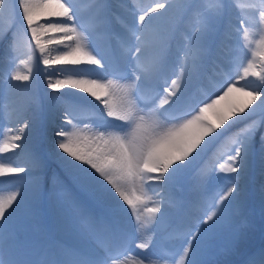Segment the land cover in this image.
<instances>
[{"label": "snow or ice", "instance_id": "6c2138e0", "mask_svg": "<svg viewBox=\"0 0 264 264\" xmlns=\"http://www.w3.org/2000/svg\"><path fill=\"white\" fill-rule=\"evenodd\" d=\"M13 3L20 12L22 25L31 33V41L35 42L33 51L38 49L40 56L43 57L45 68L52 69L57 65H67L81 76L77 79L53 80L52 75L49 74L47 87L54 90L49 94L50 101L54 107L62 109L65 117L63 125L58 126L60 130L53 137V155L62 163L75 169L77 180L85 190L92 191L98 199H102L101 188L110 186V190H114V194L118 197L116 207L123 208L126 205L129 215H135L136 226L139 229L142 215L140 209L144 207V200L136 193L143 192L149 181L160 185L167 183L175 173L205 151L209 142L221 136L222 131L227 132L233 125L241 124L238 130L230 133L234 138L231 140L232 146L229 149L232 153L228 156L229 163L227 167L220 165L219 169L220 172L235 173V176L231 178V186L211 205L214 209L211 214L200 221V224L205 225L202 233L198 231L194 235L191 229L188 230L186 235L191 236V239L187 240L188 247L184 249L183 256L177 264H185V258L194 251L199 252L202 248L210 249L208 241L211 234L218 230L220 224L234 210L239 211L247 219L248 210L254 207L258 198L261 213L264 216V182L256 191H253L248 179L250 169L257 161L260 174L264 176V87L252 90L247 87H236L247 76L249 68H244L243 75H240L233 83H229L226 89H222V95L204 103L195 114L171 127H164L161 118L164 120L170 118L167 115L166 106L171 105V98L176 95L175 91L165 89L167 95L160 104L152 108H148L145 104L144 109H137L129 97L142 90L140 76L135 77L133 83L124 88H117L112 81L103 84L98 80L83 78L87 71L84 66L93 65L97 69H102L106 58L99 53L97 55H100V58H97V55H93L81 42L82 37L77 32L71 0L68 3L64 0H0V40L4 38L3 19L6 15L11 21L8 30L15 28ZM103 6V3L99 5L101 11ZM165 8L166 3L157 2L151 11L157 12ZM221 11L222 8L217 6L215 14L219 15ZM148 14L146 12L139 16L141 25ZM197 15L200 17L202 27L190 38V42L192 40L202 42L211 27L212 14L208 9L199 11ZM260 16L264 17V11L260 12ZM42 17L50 20L56 18L57 22H49L42 26L38 23ZM239 23L243 26L246 21L241 18ZM50 31L59 36V39L55 41L56 45L67 47V50L61 51L55 58L46 55L47 45L52 44L53 41L42 40V35ZM131 31L135 35L136 31L142 32L143 28H134ZM15 36L16 33L13 31L12 38L15 39ZM135 39L138 43H143L141 36H135ZM261 44L264 45V41H261ZM140 51V47H137L136 52ZM137 60L139 61V57ZM137 70L142 73L144 79H147L150 74V69L139 63ZM252 75L264 82V74L253 72ZM29 79V75H21L19 72L12 74L7 81L9 92L19 87L12 84V81H29ZM4 83L0 81V86ZM172 84L175 85L176 81H172ZM60 89H75L76 93L69 95L68 102L64 103L60 101V96L63 95L59 93ZM233 90L242 92L248 97L247 101L243 104L235 103L227 111L215 110L213 112L215 119H212L207 114L208 111L215 109L218 101L228 96ZM115 92L121 94V103L112 105L105 97ZM82 93L93 97L95 101H100L104 105L107 117L122 122L119 124L109 122L107 125L114 127L117 130L115 133L106 135L101 131L95 135L86 136L79 131L64 130L72 126V121L76 119L74 108L76 101L73 97ZM151 103L155 104V100L153 99ZM4 107L3 102L0 101V114L3 113ZM257 109L260 110L259 118L253 119L249 113H256ZM141 112L143 114H140ZM28 127L29 125L25 123L17 130L20 135L12 139L22 141L25 138V129ZM18 148H21V144L5 142L3 147H0V158L4 153ZM28 150L31 161L29 168L0 164V177L18 176L21 173H31L33 170L42 171L48 163L47 155L38 146H32ZM18 195L19 193H13L6 198L0 197V264H109V261L112 264H120L119 249L126 241L119 226L108 219L111 209L105 212L103 217L96 216L79 197L66 203L76 217L75 226L85 237L93 241L94 247L91 251L81 249L66 252L67 258L54 256L40 258L39 249L21 245L14 239L6 238L2 221L17 201ZM146 211L156 213L160 209L153 207L147 208ZM196 227L199 229V225ZM243 240L242 231L234 233L233 244H239ZM138 247L146 249L149 245L142 243ZM187 264H201V262L193 257L187 260ZM206 264H213V262H206ZM243 264H264V246L250 252Z\"/></svg>", "mask_w": 264, "mask_h": 264}, {"label": "rangeland", "instance_id": "374dc122", "mask_svg": "<svg viewBox=\"0 0 264 264\" xmlns=\"http://www.w3.org/2000/svg\"><path fill=\"white\" fill-rule=\"evenodd\" d=\"M175 1L184 2L186 0H168V1H164L162 3H166V8L165 9H168V8H172L175 5ZM64 2L68 3V0H64ZM126 2L129 3L130 5H134L131 0H126ZM147 2H149V3H143V4H141V5H139L137 7V8H139V10L136 11L137 15H144L147 12L149 14L145 18L150 20L153 17L155 18L157 16L156 14L158 12H161V11L165 10V9H160L157 12H152L151 9L155 8L156 3H151L150 1H147ZM176 5H179V3H176ZM211 6L212 5H208L205 2H203L202 6H201V10L208 9L210 11ZM13 8H14V6H13ZM250 8H252V6H246L245 8L241 9V11H240V16L241 17L239 19L242 18L243 20L246 21V24L243 25V30H238V29H236V28H234L232 26H227V27H225V31L221 32V34H219L220 39L224 41L223 42V47L225 49V52H222L220 54V59H221L220 61H222V63H224L225 67L228 66V65H232L235 62H233V60L232 61L229 60V57L231 55L238 56L240 54L241 56H245L246 52H247V49H249L250 53H249V56H248V60L245 61V63H246L245 65L240 67L241 71L244 68H249V71L252 70L253 72H257L259 70V72L261 74H263V70L262 69H263V66H264V63H263L264 45L261 44V41H264V17L260 16V12L264 11V7H257L256 8L257 9V12H256L257 15H255V14L253 15L254 16L253 20L249 19V12L251 11V10H249ZM14 10H15V8H14ZM126 12L129 13V15L131 17V21H132L135 29H139L140 27L143 28L142 32L141 31H137V33H138L137 36H141L143 42L145 40H147L145 38L148 35V33H147V29L145 27H143L144 24L142 23V25H141V22L139 21V19H137V18H135L133 16V14H134L133 10H126V11L124 10L123 13L127 16ZM215 17L216 16L211 15V20L213 18L215 19ZM10 22H11L10 18L6 15L4 17V19H3V24H4V28H5V32L3 33V35L4 34L5 35H8V34L10 35V32H7ZM49 22H52L49 18L42 17L38 23L43 26V25H46ZM18 26L19 25L17 24V21H15V28L11 30L12 31L11 35H13V31L16 34L19 31L21 32L20 29H17ZM117 26H118V32L120 34H122L124 28L122 26H120V25H117ZM260 26H262V34H263V36L261 34V35H259V36H257L255 38L254 34H253V32H251V30L253 28L258 30ZM201 27H202V25L200 23V17H199V20L195 21L191 25L190 29L187 31V34L181 40V44L182 45H190V44L195 43L196 41H194V40H192L190 42V38L193 37V35L197 31H199L201 29ZM215 32H216V29L214 30L212 27H210V30L207 32V34L203 38V42L209 43L210 39L212 40L214 38L213 35L215 34ZM245 33H247V35H245ZM54 34H56V33L50 31V32L45 33V34L42 35V40L43 39H50V40L53 41L52 44L47 45V49H46V55L51 57V58H55L57 55L60 54L61 51H64V50L59 51V49H61V48H59L58 45L55 44V41L57 39H59V36L57 34L56 35H54ZM252 38H253V40H252ZM81 42L84 45L87 46L88 50L90 52H92L93 55H97V53H99L100 55H103L106 58L104 53H100L98 50H94L93 48L89 47L86 44V42L83 41V40H81ZM197 43H199V42H197ZM138 44L140 45L141 43H138ZM6 52H7V57H6L5 60H3V63H5L6 67H8L7 68L8 71H11V75L14 74V73H17V72H19V74H21V75H26L28 70H30L32 68H35L34 63L31 61V58H30V56L28 54H20V53H17L15 51H8V50H6ZM206 53H205V56H204L205 59L208 57V54H206ZM100 55H97V58H100ZM39 56H40V54H39ZM39 59H40V61H43V57L42 56H40ZM176 61H177V58H174L173 62H176ZM104 62H106V60ZM88 67H90L92 69L96 68V66H93V65H88ZM61 73H62V76H56V75L51 74L52 75V79L55 80L57 78H59V79L81 78V77L68 76V74H66L64 71H61ZM49 74H50V72L41 73L40 74V78L42 80L46 79V81H47ZM236 74L237 73H235V77L237 76ZM242 74H243V72H241L239 74V76L242 75ZM178 79H182L183 82L185 81L183 75H180L178 77ZM7 81H8V79H6L4 81L5 82L4 83L5 84L4 85L5 89L3 91V97H11V95L14 94V89H12L9 92V90L7 88ZM20 82L21 81H12V83H14V85H18ZM180 82L181 81L178 82V85L175 88V90L179 91V93L182 92L184 90V88L188 86V85H185L184 88L181 87V88L178 89L179 86H182V85H179V84H182ZM224 82L225 81L223 79H221V83H224ZM243 82L245 83L246 87L249 90H251L250 87L252 85H258L260 87H264V82L260 81L259 77H251L250 79L249 78L247 80L245 79ZM42 83H44V82L42 81ZM45 85H47V84H45ZM225 86H226V83H225ZM224 89H226V88L224 87ZM71 94H73V93H68V96L71 95ZM220 95H222L221 89H217V88L213 87L212 89H210L209 95L208 94L197 95V97L193 101V104L195 105V107H197L199 109V107L202 106L204 103H208V102H210V99H216V97L220 96ZM45 96H46L45 100L48 101L49 94L45 92ZM79 96H74L73 99L75 101H87V102L92 103L91 100L89 99V97L87 99L85 96H83V94H80ZM165 96H166V94L161 98V101L164 99ZM84 98H86V99H84ZM106 99L112 105L119 104V99L118 98L114 99L112 95L107 96ZM232 105L233 104L228 101L227 96H225L224 99H221V100L218 101L217 105L215 106V109H210L207 114L212 119H215V117L213 116V112L215 110L227 111L229 109V107L232 106ZM58 108L59 107H54L52 101H49L48 102V111L45 112L44 116L42 115V117H41L42 119H40V122H42V123H41V131H39V134H41L43 143H44V145H45V147L47 149L49 147H48V144L44 141V138L42 136V128L44 127L45 123L49 121L50 113L53 112V114H54L56 112V109H57V112H59ZM137 109H140V108H137ZM104 111H106V110H104ZM259 111L260 110L257 109L256 113L259 112ZM256 113H251L250 112L249 115H251V117L253 119H258L260 113H257V114ZM185 115H187V114H182L180 116H177V118L175 120H168V121L167 120H162L163 126L164 127H171V126H173V125H175L177 123L182 122L183 119L189 118L188 116L186 117ZM89 120H91L96 125L98 124L97 123V119L95 117H91L90 118L89 116L85 115L84 117L79 119V123H80L79 126H78V128L80 129V130H78L79 132H81L83 134L84 133L88 134ZM241 126H242L241 124L233 125V127L228 129L227 132L229 134L233 133L236 130H238V128L241 127ZM21 127H23V123L20 124L19 128H21ZM104 130H105V134L106 135H108L109 133H115L116 132L114 129H110V128L109 129H104ZM58 131H59V129L54 131V132L56 133ZM66 131H70L71 132V131H74V130L72 129V127H67ZM25 134H26V132L24 133V135ZM88 136H90V135L88 134ZM213 141H214V139L211 142H209L207 147ZM18 143H20V142H18ZM52 145H53V138H52V141H51V144H50V152H51L50 155H51V157L56 161V163L59 166L67 167V170L70 173H75L74 177L77 180L75 169L71 168L70 166H68L65 163H61V161L58 160L53 155V147H52ZM231 146L232 145H231V141H230L229 142V147L231 148ZM207 147H206V149H207ZM228 150L229 149H226L224 151V153H223L225 158L227 157V160H228V156H226V155H229L228 154ZM201 155H202V153L199 156H197L194 160H192V162L190 164H187L186 167L187 168L188 167L191 168V166L195 164L196 159H199V157ZM222 158H223V156L220 157V159H222ZM219 169H220L219 167H205L203 169V171L201 172V173H205V176L202 179H200V182H199L200 186L202 187V184L204 185V183H206V182L208 184H212L213 185L214 183H216L218 181H223L224 180L223 178H220L219 176L217 177V173H218ZM52 172L55 173L54 170H52ZM227 176L233 177V176H235V173H229V174H227ZM42 182H43V185H45V179L44 178L42 179ZM230 186L231 185H229V187ZM30 187H31V190H29ZM36 189H37V187H36V185H35V183L33 181H26V182H23V183H20V184L16 185L14 188H12L11 191H7L5 193V195L1 196V197H5L6 198V197L12 195L13 193H19V195L17 197V201L13 204V207L8 210V212L5 215V218H9L10 215L13 214V213H16L17 215H22L24 213V211H25V209L23 207V204H24L23 200L28 195L34 194ZM104 190L112 192V190H110V186H108V188H103V187L101 188V191L103 192V195H104ZM110 198H112V197H110ZM115 198H116V201H118V197L114 194V200H115ZM120 203L123 204L122 201H120ZM147 208H149L148 205H147V202H144L143 210L146 213H148L146 211ZM234 209H235V202H234ZM115 210L117 211L118 215H120L124 220H127L128 210H127V206L126 205L123 208H115ZM213 210L214 209L211 208V211H213ZM236 212H237V210H234L232 212V214L227 219H225L222 224H220L219 227L223 228V230H225L228 227V224L236 219V216H237ZM210 214H211V212H210ZM144 235H145V231L141 230V231L138 232V235L135 236V237H143Z\"/></svg>", "mask_w": 264, "mask_h": 264}, {"label": "bare ground", "instance_id": "6f19581e", "mask_svg": "<svg viewBox=\"0 0 264 264\" xmlns=\"http://www.w3.org/2000/svg\"><path fill=\"white\" fill-rule=\"evenodd\" d=\"M252 73H253V71L252 70H250L249 72H248V74H247V76L244 78V79H250L251 77H254L253 75H252ZM243 75V74H242ZM74 79H77V78H74ZM237 88H240V87H237ZM68 90V89H67ZM68 91H70V92H73V93H75L76 92V90L75 89H70V90H68ZM83 94V96H88V97H91V96H89L88 94H86V93H82ZM225 98V97H224ZM223 98V99H224ZM227 99H228V101L229 102H231L232 104H235V103H239V104H243V103H245L246 101H247V99H248V97H246L242 92H239V91H236V90H233V92H231V93H229L228 94V96H227ZM14 142V140L12 139V141H10V142H8L9 144H11V143H13ZM131 260H133V261H136V258H131ZM138 264H142V263H138Z\"/></svg>", "mask_w": 264, "mask_h": 264}]
</instances>
